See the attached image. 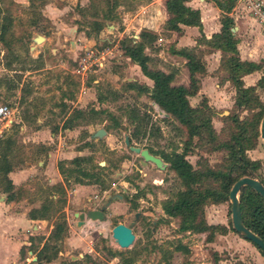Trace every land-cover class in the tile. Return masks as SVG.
<instances>
[{
    "label": "rangeland",
    "instance_id": "1",
    "mask_svg": "<svg viewBox=\"0 0 264 264\" xmlns=\"http://www.w3.org/2000/svg\"><path fill=\"white\" fill-rule=\"evenodd\" d=\"M117 1L110 7L111 0H0V31L1 26L5 28L0 38V100L15 108V121L0 138L10 134L15 141L9 154L14 168L33 167L18 185L17 195L34 198L39 205L50 202L43 230L64 222L60 239H48L57 264H120L122 256H131L130 264H264L259 249L232 228L227 196L218 201L208 198L203 204L204 219L214 229L178 230L179 218L163 213L160 201L181 190L182 181L167 162L158 168L123 142L127 134L132 145L158 153H184L196 170H224L229 154L225 144L232 141L237 130L234 118L252 119L264 105V87L256 86L252 91L256 98L248 104L251 109L233 104L235 90L229 81L225 89L231 92L232 103L219 109L207 105L212 136L205 131L188 136L186 128L159 108L149 92L126 86L133 81L149 87L138 66L120 47L122 38L137 39L133 34L139 32L142 17L147 26L162 19L157 38L146 44L145 51L151 56L148 64L175 73V66L178 70L180 65L165 52L170 50L168 44H173L168 39L179 28L167 31L172 26L162 17L161 0ZM95 22L101 23L98 30ZM35 35L42 39L33 40ZM89 50L101 62L77 71V60ZM218 76L223 78L226 72L220 71ZM204 101L198 97L193 106ZM130 108L143 118L135 130L136 123L128 117ZM75 109L83 113L73 116ZM67 118H71L70 128L63 127ZM249 127L245 144L247 136L252 141ZM97 128L106 132L90 137L89 132ZM47 152L56 154L63 174L50 163L43 171ZM244 153L257 161L252 177L264 181V159L260 157L264 143L259 132ZM79 155L87 157L70 162ZM78 166L94 175L82 176L76 171ZM52 167L58 179H48ZM200 186L218 188L219 179L203 177ZM107 199L110 202L103 209L102 219L84 217L77 224L74 212L99 208ZM136 211L139 214L134 218ZM117 222H132L133 239L127 247L118 246L111 237V227ZM22 248L19 260L33 264L31 259H24L30 254L25 246Z\"/></svg>",
    "mask_w": 264,
    "mask_h": 264
},
{
    "label": "trees",
    "instance_id": "2",
    "mask_svg": "<svg viewBox=\"0 0 264 264\" xmlns=\"http://www.w3.org/2000/svg\"><path fill=\"white\" fill-rule=\"evenodd\" d=\"M183 1L184 0H164V8L167 12L166 22L170 25L182 22L200 27L198 10L190 8L185 5ZM233 2L234 0H224V3L220 6V8L224 11H228ZM110 3V7H112L118 4V1L111 0ZM104 17L109 20L112 19L110 14H105ZM220 22V30L213 33L208 39L201 36V41L211 47L219 48L222 51L220 66L224 70V73L226 72V76L223 77L231 81L234 86L235 91L233 104L235 106L249 107L251 104L250 102L253 101L252 99L256 98L252 93L256 86H244L240 77L244 73L262 67V74L258 78L256 85L258 87H264V66L260 63L240 60L237 56L235 39L229 29L232 26V18L227 14H223L220 18ZM95 23V28L98 30L101 27V23ZM1 29L0 38L2 37L5 29L4 26H1ZM138 37L139 38L136 40H133L132 38H122L120 40V47L123 54L139 67L140 72L151 79L152 84L150 87H147L139 85L137 82L128 81L126 86L129 88H136L140 91L149 92L150 98L158 105L159 108H161L169 116L176 119L186 128L188 136L199 135L203 131L208 132L209 135L212 136L213 130L210 124V109L206 102L204 101L202 105L191 106L187 99V96L193 94L197 89L196 78L193 74L196 71L201 72L204 70L202 62L194 52L184 53L187 57L185 64L189 72L188 85L173 84L171 83L173 77V73L171 71L165 72L159 68H152L148 64L149 57L144 52V44L154 37L153 32L141 29L138 33ZM176 52L183 54L182 50H176ZM97 99H101V97L98 96ZM249 108L252 109V107ZM74 112L75 114L73 116L77 114L81 115L83 110L75 109ZM97 112L107 113L105 110H97ZM263 114L264 105L261 106L260 110H258L256 114H252V119L250 120H246L245 118H234V121L237 123V130L232 134V141L225 144L228 148L229 154L228 165L224 170H213L212 168H206L202 171L198 169L196 170L192 168L190 162L186 160L184 153L182 152L171 150L170 152L160 151L158 153L147 147L151 153L158 154L162 161L167 162L168 168L175 172L184 185L183 188L178 190L173 197L165 198L160 201L163 213L169 216H177L179 218L178 230L199 232L214 229L215 226L206 223L204 219V202L208 198L212 201L224 199L235 179L243 175L254 176L253 171L257 166V161L249 159L245 155L244 150L252 147L255 143V139L258 136L257 124ZM128 117L131 121L136 123L134 130L136 125L143 120L142 115H140L138 111L133 108H130ZM67 119L68 120H64L63 127L70 128L71 118ZM112 126L117 125L112 124ZM247 127L251 129L250 135L252 137V141H250L247 136L246 139L248 140V143L246 142L245 144L243 139ZM130 138L131 137L128 135L129 140ZM14 142L15 141L10 134L0 138V181L5 182L3 189L7 192V198H10L13 194V192H11L12 184L7 176V172L13 165L9 154ZM86 157L87 156L80 155L74 156L70 159V162L77 163L79 160L86 159ZM56 167L58 172L63 174V168L60 164V160L56 162ZM76 171H78L82 176L94 175L91 172H87L82 168H79V166ZM208 176L219 179L218 188L200 186L203 177ZM259 180L264 186V182L261 179ZM93 182H95V180H93ZM238 200L243 224L264 240V198L252 187L244 185L239 189ZM49 207L50 202H43L37 208H31L28 211V215L31 218H46ZM63 223V221L56 222L50 230L48 236L44 239L40 248L36 251L32 250L35 253V260L33 264H41L42 261H48L55 256V253L49 247L48 239H60L64 227ZM29 248L31 249V243ZM258 249L260 253L264 255V252L260 248ZM120 259V264H130L132 261L131 256H122ZM71 263H74V261Z\"/></svg>",
    "mask_w": 264,
    "mask_h": 264
},
{
    "label": "crops",
    "instance_id": "3",
    "mask_svg": "<svg viewBox=\"0 0 264 264\" xmlns=\"http://www.w3.org/2000/svg\"><path fill=\"white\" fill-rule=\"evenodd\" d=\"M183 2L190 8L198 10L200 27L193 24L177 22L175 24H171L172 29H167V31H175V28L173 29V27L177 26L179 28V30L176 31V34L168 39L173 44H168V49L170 50H168L169 52L167 51V53L165 52V54L170 56L169 58H171L174 63H178L180 65L178 70V66H175V73L171 71L173 73L171 83L188 85L189 72L185 64L187 57L184 53H192L194 50V53L202 62L204 70L201 72H194L193 75L196 78L197 89L193 94L187 96L188 102L191 106H193V101L197 102L198 97H203L205 98L206 104L209 105L210 108L219 109L227 102L232 103V100L230 99L231 92L228 94L225 89V85L228 84L229 80L225 77L219 78L218 76V72H224L220 66L222 51L219 48L211 47L201 41V36L208 39L213 33L218 32L221 27L220 18L223 14H227L232 18V26L229 29L235 39V47L238 58L244 61L260 63L264 66V30L262 29L260 23L245 14L241 5L236 4L235 1L228 11H224L220 8V6L223 5L224 0H184ZM150 4L152 3L150 2ZM160 10L163 19L166 21L167 12L164 8V0L160 1ZM160 21H162V19L156 20L153 26H147L144 23V18L142 17L140 30H150L154 34V37L144 44V52L148 55L149 60L151 56L150 53L145 51L146 44L154 42L157 38L156 34L160 32L158 29L161 23ZM138 33L134 32L133 34V36L135 35L137 39L139 38ZM176 50H182L183 54L177 53ZM158 67L165 72L167 71L161 66ZM178 71H180V74H177ZM140 74L142 75V79L145 81V85L150 87L152 84L151 79L143 75L141 72ZM261 74L262 67L244 73L240 78L244 86H257L256 82ZM177 76H180L179 79H177ZM12 109V122H14L15 108ZM10 125L7 127H10ZM7 127L5 129H7ZM94 131L89 132L90 137ZM260 157L264 159V155H260ZM47 158L43 171L46 172L48 170L49 163L52 166L55 164V168L57 169L56 154L53 152H47ZM39 162L43 161L37 160V163ZM14 166L15 165L13 164L11 169L7 172V176L12 184L11 192H13L10 198H7V192L3 189L5 182L0 181V264H24V260H19L18 258V254L22 251L23 246H25V251H27L26 253L30 254L26 255L24 259L29 258L33 263L35 260L34 251L40 248L44 239L48 236L47 234L50 232L49 229L43 230L42 228V222L46 220L45 218H31L28 215V211L31 208H37L39 206L34 198L29 199L27 196L23 197V195H17V191L20 187L18 185L25 178H27L33 167L28 166L16 169ZM55 168H50L52 173L48 178L49 180L58 179ZM38 234L44 236L36 238ZM64 238L68 240L67 237ZM30 243L34 251L29 248ZM56 252L60 253V250L58 249ZM54 258L55 256L48 261H42L41 264H57Z\"/></svg>",
    "mask_w": 264,
    "mask_h": 264
},
{
    "label": "water",
    "instance_id": "4",
    "mask_svg": "<svg viewBox=\"0 0 264 264\" xmlns=\"http://www.w3.org/2000/svg\"><path fill=\"white\" fill-rule=\"evenodd\" d=\"M135 36V35H134ZM42 36L35 35L33 37V40L38 41L41 40ZM166 114V113H164ZM103 128H97L92 136L100 137L102 134H104ZM259 137L264 143V114L262 115L259 127H258ZM123 142L125 145L128 146L129 150L137 153L143 161H150L152 162L156 167L163 168L165 166V162L162 161V159L151 153L146 147H139L137 145H132L129 142L127 134H124L123 136ZM248 185L252 187L255 191H257L263 198H264V186L262 183L256 179L255 177L243 175L235 179L227 193V198L230 203V215H231V225L232 228L243 235L245 239L255 244L258 248H260L264 252V240L260 238L258 235H256L254 232H252L249 228H247L241 219L240 215V206H239V200L237 192L239 191L241 186ZM120 196V195H119ZM110 202V199H107L103 205H101L99 208H89L85 211H79L74 212V215L77 216V224H81L83 222L84 217H87L89 219H102L103 209ZM139 212H134V218L138 216ZM131 223L129 224H123L121 222L115 223L111 227V237L116 242V244L120 247H127L132 239H133V233L131 231Z\"/></svg>",
    "mask_w": 264,
    "mask_h": 264
},
{
    "label": "built area",
    "instance_id": "5",
    "mask_svg": "<svg viewBox=\"0 0 264 264\" xmlns=\"http://www.w3.org/2000/svg\"><path fill=\"white\" fill-rule=\"evenodd\" d=\"M236 4L241 5L245 14L255 19L260 23L262 29L264 30V0H234ZM102 57V56H100ZM100 58L94 56L89 50L84 55L80 56L77 60L76 70L91 69L92 64L98 65L100 63ZM13 109L5 101L0 100V135L7 126L12 123Z\"/></svg>",
    "mask_w": 264,
    "mask_h": 264
}]
</instances>
